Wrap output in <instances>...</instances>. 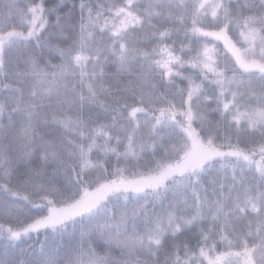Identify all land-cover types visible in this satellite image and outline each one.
I'll return each instance as SVG.
<instances>
[{
	"label": "snow or ice",
	"instance_id": "6c2138e0",
	"mask_svg": "<svg viewBox=\"0 0 264 264\" xmlns=\"http://www.w3.org/2000/svg\"><path fill=\"white\" fill-rule=\"evenodd\" d=\"M0 264H264V0H0Z\"/></svg>",
	"mask_w": 264,
	"mask_h": 264
},
{
	"label": "trees",
	"instance_id": "16d2710c",
	"mask_svg": "<svg viewBox=\"0 0 264 264\" xmlns=\"http://www.w3.org/2000/svg\"><path fill=\"white\" fill-rule=\"evenodd\" d=\"M41 239H42V237H41Z\"/></svg>",
	"mask_w": 264,
	"mask_h": 264
}]
</instances>
